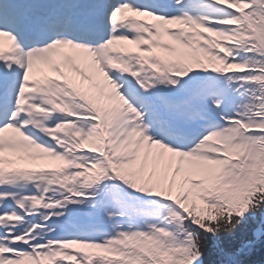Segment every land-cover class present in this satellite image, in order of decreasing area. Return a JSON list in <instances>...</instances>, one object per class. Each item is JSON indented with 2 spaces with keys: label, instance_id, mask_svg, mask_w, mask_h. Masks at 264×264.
Instances as JSON below:
<instances>
[{
  "label": "snow or ice",
  "instance_id": "1",
  "mask_svg": "<svg viewBox=\"0 0 264 264\" xmlns=\"http://www.w3.org/2000/svg\"><path fill=\"white\" fill-rule=\"evenodd\" d=\"M0 264H264V0H0Z\"/></svg>",
  "mask_w": 264,
  "mask_h": 264
}]
</instances>
